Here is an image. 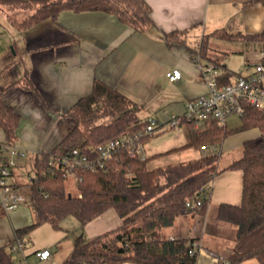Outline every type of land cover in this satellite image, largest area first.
Listing matches in <instances>:
<instances>
[{
	"label": "crops",
	"instance_id": "crops-1",
	"mask_svg": "<svg viewBox=\"0 0 264 264\" xmlns=\"http://www.w3.org/2000/svg\"><path fill=\"white\" fill-rule=\"evenodd\" d=\"M145 1L151 7L156 24L145 31H137L116 15L98 10H63L56 20L46 19L23 31L11 22L10 17L15 16L13 11L9 13L0 6V90L3 100L21 116L17 145L28 151L47 152L57 147L76 125V121L67 116L68 110L92 92L96 80L132 99L142 120L154 117L166 121L172 114L182 115L189 100L208 91L192 61L202 37L223 27L245 34L260 33L264 29V5L259 0ZM2 29L8 30V37H3ZM173 31H178L180 36L167 39L165 34ZM216 41H213L215 46ZM241 42H244L240 45L241 51L262 49L257 42ZM259 59L260 52L257 61ZM173 68L181 70L182 78L178 81H171L166 75ZM25 73L34 89L25 87ZM240 124L241 121L231 126L229 120L226 123L229 128ZM168 129L163 127L157 134ZM261 132L259 128H251L231 134L220 148H232L231 159L237 158L245 143L261 137ZM5 137L0 128V142L5 141ZM202 150L196 149L193 158L200 157ZM179 151L182 150L174 152ZM29 157L32 159L34 155L29 153L26 159ZM242 189V170L221 171L213 180L206 209L178 216L173 225L160 230L161 237L196 242L195 264H225L223 258L234 246L237 226L219 220L218 207L222 202L239 204ZM8 217L11 226L0 233V246L15 243L16 228L26 225L14 223L13 215ZM94 222L99 228L84 235L86 238L119 226L122 219L114 208H109L88 222L87 227ZM57 245L55 251L51 250V258L45 261L33 254L35 249L41 248H32L29 252L28 248L27 254H33L42 264H59L72 252L75 242L70 239L59 241ZM243 264L261 263L256 258H248Z\"/></svg>",
	"mask_w": 264,
	"mask_h": 264
},
{
	"label": "trees",
	"instance_id": "trees-1",
	"mask_svg": "<svg viewBox=\"0 0 264 264\" xmlns=\"http://www.w3.org/2000/svg\"><path fill=\"white\" fill-rule=\"evenodd\" d=\"M259 1L264 5V0ZM0 6L9 13L18 9L31 11L22 18L10 17L11 22L23 31L43 20H56L63 10L104 11L116 15L137 31L156 26L151 7L145 0H0ZM165 35L172 39L180 33L173 31ZM215 40L257 42L264 50V29L260 33L245 34L223 27L202 37L198 46L202 57L219 64L224 71V81L230 82L240 72L227 68L224 63L227 53L222 54L213 45ZM261 60L264 62V57ZM24 85L34 89L26 73ZM2 94L0 90V128L6 137L0 145L15 144L21 116L3 100ZM67 116L73 118L76 125L57 147L42 152V160L34 159L37 175L29 184L35 218L31 224L16 228V238H23L45 222L61 228L63 219L69 215L85 225L114 208L122 219L121 224L91 238H86L83 233L77 235L74 249L59 264H195L196 257L188 253L193 241L162 238L160 230L173 225L178 216L193 211L187 208L188 199L202 197L204 205L197 212H203L215 176L226 169H238L243 172L241 202H222L218 207L219 220L237 226L234 246L225 258L229 264H243L248 258H256L264 264V136L247 141L242 154L225 168L219 166L218 150L150 168L148 162L153 156L143 160L122 149L110 159L108 171H80L78 193L73 194L67 190L62 176L49 171L42 173L47 168L50 153L76 145L90 148L112 138L142 131L147 119L138 116V106L132 99L100 80L95 81L89 95L80 98L68 110ZM240 119L241 124L234 128L220 125L213 119L200 131L192 122L186 121L183 126L187 142L168 152L187 148L217 149L231 134L251 128L264 130V110L247 104ZM153 135L144 136L143 141ZM41 185L45 186L44 191L40 189ZM10 245L0 246V264H18Z\"/></svg>",
	"mask_w": 264,
	"mask_h": 264
},
{
	"label": "built area",
	"instance_id": "built-area-1",
	"mask_svg": "<svg viewBox=\"0 0 264 264\" xmlns=\"http://www.w3.org/2000/svg\"><path fill=\"white\" fill-rule=\"evenodd\" d=\"M262 57H264V50L261 49L258 62L240 71L232 78V81L225 82L222 67L214 61L205 60L197 48L193 53L192 61L198 67L201 79L206 83L208 91L189 100L182 115L172 114L166 121L150 117L142 131L112 138L90 148L76 145L51 152L47 168L42 173L46 174L49 171L51 174L62 176L65 185L72 183L78 186L81 179L80 171L87 170L95 173L108 171L110 159L122 149L128 150L132 155H137L143 160L147 159L149 155L144 148L143 138L155 134L163 127L177 130L189 121L200 131L206 128L210 120L216 119L220 125H225L229 117L236 115L241 117L247 104L264 110V62L261 60ZM166 75L171 81H178L182 78L181 70L178 68L167 71ZM261 136H264V130ZM42 152L40 150L28 151L16 143L0 145V216H8L20 207H33L29 183L37 174L34 171L28 182H22L18 176L19 160L26 159L28 154L32 153L34 166L36 157L42 160ZM40 189L44 191L45 186L41 185ZM186 205L193 211H199L204 205V200L202 197L188 199ZM197 246L196 242L192 243L188 251L189 255L197 258ZM31 247L32 242L26 236L16 238V242L10 245V251L18 264H28L27 249ZM33 254L40 261H45L51 258L52 251L49 248L35 249ZM223 261L229 264L227 258L224 257Z\"/></svg>",
	"mask_w": 264,
	"mask_h": 264
},
{
	"label": "rangeland",
	"instance_id": "rangeland-1",
	"mask_svg": "<svg viewBox=\"0 0 264 264\" xmlns=\"http://www.w3.org/2000/svg\"><path fill=\"white\" fill-rule=\"evenodd\" d=\"M16 11V12H15ZM18 11V12H17ZM31 11L18 9L14 10L12 15V18H22L26 15H28ZM3 30V29H2ZM3 37H8L9 33L8 30H3ZM241 41H224V40H217L216 46L220 50H227L229 53L224 58V63L226 64L227 68L230 70H233L235 72L244 71L248 67L254 65L257 61V57L259 56L260 50L257 52L255 50H252L251 52L248 51H241L240 45ZM14 52V50H12ZM232 117V116H231ZM232 118L235 120L233 121ZM229 117V124L231 126H235L236 123L240 122L241 119L238 115L235 117ZM236 122V123H235ZM153 137V138H152ZM151 137V139L144 143V148L146 149V153L149 156H153L150 161L148 162V167L154 168L156 166H162L169 163H178L182 162L181 160L189 159L190 157H195L197 152H195L196 149H187L182 150L179 152H168L166 154H161L154 156L155 154H158V152L169 150L175 146H178L187 140V133L184 127H181L180 129H168L166 131H163L162 133L155 134ZM235 139V138H234ZM145 142V141H144ZM221 147V146H220ZM218 148V152H220V159H219V166L221 168H224L229 162H231L233 159H231V156H234L233 150H230L232 148L228 149H221ZM185 151V152H184ZM212 151V148H207L206 151L202 150L201 154L204 153H210ZM243 149L240 153L242 154ZM183 154L187 155L189 157L183 158ZM193 154V155H191ZM236 155V156H240ZM182 158V159H180ZM33 160L30 159H23L19 162L18 167V176L22 182H28L30 177L34 174V166H33ZM66 188L68 191L72 192L73 194L78 193V186L70 183L66 185ZM114 211V210H112ZM13 215V222L17 224H31L35 218V211L33 207H20L15 211H12L10 213V216ZM90 226L87 227V225L82 224L80 220L73 216L69 215L65 217L61 223V228H54L51 226V224L45 222L35 228H33L26 236L31 240L32 242V248H49L52 251L56 250L57 243L59 241H67L70 239H73L75 242V237L79 234H84L85 236H88V234H91L92 232L97 231L99 228L97 222H94L93 224H89ZM11 226V223L9 221L8 216L0 217V233L7 230ZM89 230V232L87 231ZM91 238V237H89ZM28 264H42L40 263L33 254H30L28 256Z\"/></svg>",
	"mask_w": 264,
	"mask_h": 264
}]
</instances>
